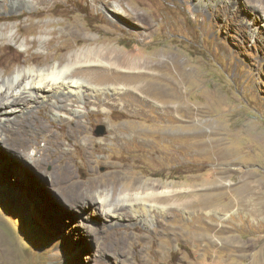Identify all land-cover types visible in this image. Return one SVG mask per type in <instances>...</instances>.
<instances>
[{"label":"rangeland","instance_id":"1","mask_svg":"<svg viewBox=\"0 0 264 264\" xmlns=\"http://www.w3.org/2000/svg\"><path fill=\"white\" fill-rule=\"evenodd\" d=\"M4 1L0 73L5 76L33 66L24 61L27 53L54 64L60 43L78 48L72 36L48 42L51 34L41 32L52 28L57 35L71 18L96 42L108 40L145 57L176 58L155 66L154 75H129L132 83L147 84L141 91L110 98L100 93L93 99L97 104L87 103L79 117L70 108L53 116L50 102L33 116L62 141L77 176L87 179L93 170L111 178L114 165L123 167L117 190L134 177L157 180L176 187L180 207L168 211L174 202L169 197L160 202L163 212L155 205L144 221L117 220L92 208L91 199L71 206V193L50 182L55 163L40 170L22 156L18 162L0 160V264H264V0H230L228 8V1L219 0L204 6L199 0H109V15L103 3L108 0H36L13 12ZM133 9L142 12L148 28L121 23L122 10L132 17ZM95 18L102 29L91 28L100 23ZM95 108L100 111L93 115ZM71 119L89 125L88 137L77 139L78 145L74 134L55 128ZM36 133L29 128L20 138L31 142ZM8 137L1 149L16 157L24 153L19 137ZM216 202L225 205V214L213 212Z\"/></svg>","mask_w":264,"mask_h":264},{"label":"bare ground","instance_id":"2","mask_svg":"<svg viewBox=\"0 0 264 264\" xmlns=\"http://www.w3.org/2000/svg\"><path fill=\"white\" fill-rule=\"evenodd\" d=\"M219 1H228V4L224 6L225 8H228V6L231 5L230 0ZM4 2V0H0V7L3 9ZM9 2L13 12L19 11L25 6L30 8L34 6L37 1L9 0ZM207 2L208 0H199L198 5L204 6ZM103 3L106 5L105 11L109 15L112 4L109 0L104 1ZM107 6L110 8L108 9ZM245 9H243L242 12H245ZM132 13L133 16L131 17L128 16V13L125 10H122V16H120V19H122L123 22L121 21V23L124 24V22L131 23L136 21L139 25L148 28L149 25L142 12L138 13L133 9ZM117 18L119 20V16ZM71 19L72 23L63 26L57 35L56 30H53L52 28L50 31L49 29L48 31L41 29V32H49L51 34V38L48 39V42L55 38H59L63 42V36H72V40L79 42L78 48L73 49L74 47L67 43V45H62L60 43L58 45V50L61 52V55L57 63L52 64L48 59H45L43 60L45 65L42 60H39V55L27 53L25 59H23L28 64H33V66L29 65L21 69H15L8 76L0 73V149L1 142H6L7 138H9L8 135L19 137L17 143H22L24 148V153H18V157H16L17 155L14 156V154H7V151L1 149L0 160L2 162H6L7 160H15V162H18L17 158L22 156L23 158L34 162L35 166L40 170H44L46 164L55 163L52 172L49 174L50 182L55 190L71 193L70 196L72 197V200L69 202L71 206L78 205L84 200L91 199L92 208L99 207L102 212H104L105 216L117 220L125 221L127 218H134V220L144 221L146 220L145 215L147 214V211L155 205L160 207V211L163 212L165 207L164 205H161L160 202L169 197L173 199L174 202L170 205L168 211L177 208L179 203L176 202L175 197L179 194L177 193L176 187L169 189L166 185L157 180H142L141 178L134 177L131 184H128L127 186L123 184L124 188L117 190V184L122 181L121 174L125 173L123 167L114 165L109 172L112 175H110L111 178L102 179L98 176V173L93 170L90 171L92 175L87 179H82L81 173L77 176L72 169L73 167L71 168V162L72 164L73 162L76 164V162L73 157L71 158L68 156L69 153L67 151L62 150V141L57 138L55 139L53 134L48 133V126L44 125L38 117L33 116L34 111H40L42 107L48 106V102H50L52 104L49 106V112L53 116L59 117L61 111H64L65 108H70L72 109L73 115L79 117L83 114L84 107L87 103L94 102V104H97L93 99L97 100L98 94L100 93H103L104 95L109 93L110 96L106 97L110 98L111 96L120 93V91L121 93H130L132 90L134 91L136 89L141 91V88L147 85L141 82L132 83V80L130 81V79L127 78L129 75L138 74L140 77L141 74L154 75L155 71L153 69L155 66H162L163 64L176 61L175 57H173L171 61H166L164 60L165 58L159 57L160 54L155 53L145 57L134 51H122L111 45L108 40H104V42L107 43L96 42V39L92 37L93 35L86 32L83 27L77 28L75 26L77 25L76 19ZM129 20L131 22H129ZM95 22L100 23L94 25L91 23V28L100 27V29H102V20L100 18H95ZM110 25L112 24L110 23ZM136 28L137 27H135V30ZM7 35L8 37H12V30H10ZM44 36L45 35H41L42 41ZM48 42L47 45L49 47L50 45ZM69 49H71V51L67 54V50ZM106 72H108V74ZM116 73H122L124 74V77L116 78L114 76ZM69 104L72 105V108ZM164 109H166V107H164ZM95 111L99 112L100 110L95 108L91 113L96 115L97 112ZM88 114L89 113H87V115ZM79 121L78 119H71L69 122L60 120L59 124L55 126L56 131H65L66 135L70 133L74 134L76 138V142L74 141V143L78 145L77 139L88 137L87 134L89 132V125H83ZM29 128H34L36 131H39V133H36L37 136L33 137L31 142H23V139L20 137H24ZM169 131L170 134L175 132L172 129H169ZM40 132H45V136H42ZM165 134L166 133H164V135ZM39 139L44 141L42 146L37 143ZM11 149L12 152L13 150H16L12 147L8 149V151L10 152ZM82 151L84 160L87 164V146H83ZM1 161L0 164L2 163ZM22 165V163L20 165L17 164L20 169L22 168ZM23 167V172H25V163ZM78 169H80V166H78ZM18 172L21 174V170ZM84 203L86 204V202ZM112 224L121 223L114 221Z\"/></svg>","mask_w":264,"mask_h":264},{"label":"crops","instance_id":"3","mask_svg":"<svg viewBox=\"0 0 264 264\" xmlns=\"http://www.w3.org/2000/svg\"><path fill=\"white\" fill-rule=\"evenodd\" d=\"M227 208L225 207V205L222 202H216L215 203V207L213 208V212L215 214L219 213L221 215L225 214V212H227Z\"/></svg>","mask_w":264,"mask_h":264},{"label":"water","instance_id":"4","mask_svg":"<svg viewBox=\"0 0 264 264\" xmlns=\"http://www.w3.org/2000/svg\"><path fill=\"white\" fill-rule=\"evenodd\" d=\"M98 132H102V130H99Z\"/></svg>","mask_w":264,"mask_h":264}]
</instances>
